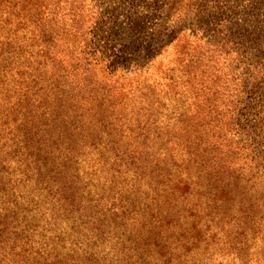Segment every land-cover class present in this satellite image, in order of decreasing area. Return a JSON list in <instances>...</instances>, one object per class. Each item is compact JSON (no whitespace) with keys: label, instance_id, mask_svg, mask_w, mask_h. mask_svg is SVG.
Here are the masks:
<instances>
[{"label":"trees","instance_id":"1","mask_svg":"<svg viewBox=\"0 0 264 264\" xmlns=\"http://www.w3.org/2000/svg\"><path fill=\"white\" fill-rule=\"evenodd\" d=\"M63 15L0 0V264H264V63L187 54L144 116Z\"/></svg>","mask_w":264,"mask_h":264},{"label":"rangeland","instance_id":"2","mask_svg":"<svg viewBox=\"0 0 264 264\" xmlns=\"http://www.w3.org/2000/svg\"><path fill=\"white\" fill-rule=\"evenodd\" d=\"M52 7L64 14L60 25L79 28L98 59L114 63L111 72L104 63L93 71L114 104L144 116L157 110L153 94L164 102L172 96L165 84L179 90L187 54L218 58L214 74L223 86L239 73L233 67L244 52L264 63V0H52Z\"/></svg>","mask_w":264,"mask_h":264}]
</instances>
